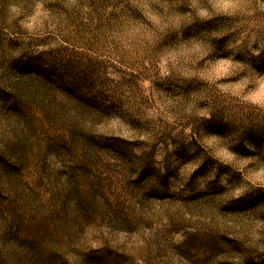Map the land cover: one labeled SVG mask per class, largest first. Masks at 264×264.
<instances>
[{
	"label": "rangeland",
	"instance_id": "1",
	"mask_svg": "<svg viewBox=\"0 0 264 264\" xmlns=\"http://www.w3.org/2000/svg\"><path fill=\"white\" fill-rule=\"evenodd\" d=\"M0 264H264V0H0Z\"/></svg>",
	"mask_w": 264,
	"mask_h": 264
}]
</instances>
